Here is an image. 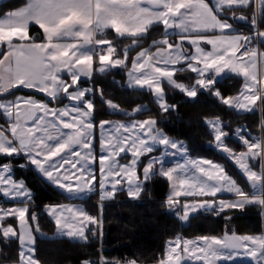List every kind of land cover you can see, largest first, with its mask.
Listing matches in <instances>:
<instances>
[{
  "label": "snow or ice",
  "instance_id": "obj_1",
  "mask_svg": "<svg viewBox=\"0 0 264 264\" xmlns=\"http://www.w3.org/2000/svg\"><path fill=\"white\" fill-rule=\"evenodd\" d=\"M238 9L252 11L237 15ZM234 21L249 25L251 31L242 32ZM33 25L42 30L46 42L30 37ZM155 26L162 27V37L141 47ZM0 28L16 30L10 38L0 39V116L8 122L6 127L0 125V197L13 202L11 207L0 206V254L4 257L0 264L10 259L3 248L10 249L13 241L18 264H41L36 258V240L44 233L32 208L36 193L26 179L15 178L17 169H31L69 199L98 194L96 215L79 204L43 206L44 214L56 225L57 237L84 242L90 236L102 238L104 202L120 192L133 201L143 195L152 199L148 185L156 177L166 179L170 186L163 207L182 222L200 210L230 221L232 216L227 213L243 212L250 206L258 207L264 217V134L249 138L246 126L237 128L234 134L244 148L237 152L226 143L229 125L219 118L206 121L215 139L210 147L239 167L252 189L247 191L224 165L191 157L187 145L168 137L156 118L96 123L93 97L97 95L111 112L126 117L133 113L105 99L103 88L92 84L97 74L122 70L127 75L122 86L152 92L161 113L176 108L166 99L165 82L193 101L206 92L229 109L264 113V0H28L25 6L6 11ZM109 29L131 44L118 47L104 35ZM173 33L175 40L170 39ZM225 71L243 79L237 96H224L216 87ZM184 72L195 73L196 79L190 84L180 82L177 74ZM82 78L89 86H81ZM21 90L46 99L16 95ZM62 99L67 100L63 106H50ZM145 110L138 106L133 111ZM157 146H163V151L153 155ZM167 156H179L182 162L166 167ZM124 157L130 159L121 162ZM14 159L23 163L14 165ZM257 160L260 171L251 163ZM225 193L234 198H218ZM9 220L16 224L6 223ZM240 256L264 264V232L232 231L222 237L197 239L177 236L167 242L166 258L158 264H182L184 259L218 264ZM82 264L120 262L101 257Z\"/></svg>",
  "mask_w": 264,
  "mask_h": 264
},
{
  "label": "trees",
  "instance_id": "obj_2",
  "mask_svg": "<svg viewBox=\"0 0 264 264\" xmlns=\"http://www.w3.org/2000/svg\"><path fill=\"white\" fill-rule=\"evenodd\" d=\"M26 0H6L0 3V16L8 10L22 6ZM251 9H238L239 14H250ZM235 26H243L251 31L249 25L243 22L234 21ZM30 33L35 39L42 38V32L38 26H31ZM163 29L160 26L153 27L148 36L142 42L141 47L148 46L153 39L162 37ZM107 38L113 39L118 47H123L131 43L130 39L117 38L108 31ZM173 40L176 36H171ZM139 48L130 52V56ZM126 72L122 70H113L107 75L97 74L92 82L93 86H98L104 90V98L108 101L117 103L121 108L132 110L137 105H145V111L137 113L134 117L156 118L158 127L162 129L169 137L176 140L185 141L189 154L193 158L211 159L225 164L227 171L237 180V182L247 191H252L249 182L237 166L222 153L210 145L215 144L214 134L206 121L213 118H219L226 122L229 127L225 129L229 133V139L226 141L229 147L234 151L244 150L243 145L237 138L232 137V133L237 125H244L251 133L253 138L264 134V113L257 111L255 113L238 112L235 109H229L221 104L213 95L201 93L193 101L178 90L172 88L167 83L163 87L166 92V99L170 104L176 105L174 111L161 113L159 105L156 102L152 92L146 89H129L122 85L125 84ZM177 79L187 84L192 83L196 76L191 72L178 73ZM217 89L224 96H235L242 88V79L234 75H226L217 78ZM232 79V82H228ZM118 83H113V81ZM82 85H88V82L82 79ZM24 95H33L39 99L46 97L26 90L16 93ZM12 97H9V99ZM96 105L95 122L116 118H130L121 113L111 112L99 95L93 97ZM66 100H61L51 105H61ZM0 125L7 126L8 122L3 116H0ZM3 159V158H0ZM12 163H23L22 160H13ZM254 170L260 171V162L252 161ZM15 178H24L28 181L31 190L36 193V199L32 208L40 212L42 206L51 202H58L65 196L62 192L40 180L31 169H25L15 172ZM152 199L143 195L139 200L133 201L127 197L125 192H120L114 200L105 201L103 206L104 216V234L99 241L96 238L89 237L87 242L70 239L69 237H53L55 223L44 212L39 213L40 231L44 236L37 235L36 257L41 264H82L84 260H93L102 254L107 259L120 257L127 253L130 259H135L140 264L158 263L164 259L166 246L169 239L177 236L187 238L200 237L204 235L222 236L227 230V221L224 215L219 217L210 212L198 211L190 215L189 221L185 224L178 219L174 212L163 207V202L169 193V182L160 177L148 185ZM98 194L92 196L94 199ZM0 203L5 205L9 201H3L0 197ZM87 210L96 215L97 205L94 202H86ZM231 215V231L237 234H261L264 231V217L258 207L250 206L245 211H233L227 213ZM14 222L13 220H10ZM54 238V239H51ZM0 247L3 244L0 243ZM8 253L10 259L5 264L18 262V249L16 242L13 241L11 248H3ZM3 254H0V260H3ZM202 264V263H189ZM218 264H255L252 262H220Z\"/></svg>",
  "mask_w": 264,
  "mask_h": 264
},
{
  "label": "crops",
  "instance_id": "obj_3",
  "mask_svg": "<svg viewBox=\"0 0 264 264\" xmlns=\"http://www.w3.org/2000/svg\"><path fill=\"white\" fill-rule=\"evenodd\" d=\"M4 1H6V0H0V3H2V2H4ZM27 2H28V0H26V2L22 5V6H25L26 4H27ZM22 6H20V7H22ZM19 7H17V8H15V9H18ZM15 9H12V10H15ZM2 16H3V14L0 16V18H2ZM41 30V29H40ZM107 31H110L111 33H113L114 35H115V33H114V30H111V29H109V30H107ZM41 32H42V30H41ZM16 34V30L15 29H13V30H10V31H6V30H4V29H2V28H0V39H6V38H10L12 35H15ZM29 35H30V37H34V35H32L31 33H30V31H29ZM116 36V35H115ZM171 36H175V34L173 33ZM171 36H170V39H172L171 38ZM104 37H97V39H103ZM161 38V37H160ZM35 41L36 42H46V38H45V36H44V34L42 33V38L41 39H35ZM131 44V43H130ZM130 44H127V45H130ZM149 46V45H148ZM148 46H146V47H148ZM185 47H188L187 45H185ZM205 47H207V46H205ZM209 47V46H208ZM140 50V49H139ZM138 50V51H139ZM191 50V49H190ZM2 52H3V49L2 48H0V58H2ZM137 52V51H136ZM135 54V52L133 53V55ZM126 74V73H125ZM195 74V73H194ZM229 74H231V75H234V76H236L234 73H231V72H226V73H223L220 77H218V78H222V77H224V76H226V75H229ZM241 79H242V77H240ZM64 79L65 80H68L69 79V77L67 76V75H65L64 76ZM83 79V78H82ZM126 80H127V75H126V78H125ZM126 80H125V83H126ZM180 81V80H179ZM242 81H243V79H242ZM180 82H183V83H185L184 81H180ZM166 83V82H165ZM187 84V83H186ZM82 87L83 86H89V85H81ZM242 88H243V83H242ZM242 88H241V90H242ZM240 90V91H241ZM239 94V93H238ZM237 94V95H238ZM154 95V94H153ZM237 95H235V96H237ZM23 96H24V94H23ZM26 96H33V95H26ZM154 98H155V96H154ZM37 99H39V98H37ZM40 100H44V99H40ZM156 100V99H155ZM110 102H112V101H110ZM157 102V101H156ZM65 103H67V100L63 103V104H65ZM63 104H61V105H51L50 104V106H63ZM117 104V103H116ZM138 106H144V108H145V105H143V104H141V105H137V106H135L132 110H127V109H125L126 111H128V112H131V113H133V115H131L132 117H130V118H116V119H112V120H120V121H128V120H132V119H137V120H144L143 118H139V117H134V115L135 114H137V113H134V109L136 108V107H138ZM236 110V109H235ZM236 111H238V112H241V111H239V110H236ZM213 119H215V118H213ZM112 120H105V121H112ZM214 134V133H213ZM98 144H99V132H98V129H97V131H96V140H95V146H96V155L98 156ZM157 148H159V146H157L155 149H157ZM156 151H159V149L158 150H156ZM155 150H154V152H156ZM237 152H239V151H237ZM200 159H204V158H200ZM177 160H180L181 162H182V159H181V157H179V156H176V157H173V158H170V159H168L167 161H166V167H170V166H173L174 165V163L177 161ZM214 161V160H213ZM214 162H216V163H220V164H222V165H224V167H225V164L224 163H222V162H220V161H214ZM233 162V161H232ZM234 163V162H233ZM238 168V167H237ZM225 169H226V167H225ZM226 171H227V169H226ZM228 172V171H227ZM229 173V172H228ZM97 174H98V164H97ZM230 174V173H229ZM231 175V174H230ZM232 176V175H231ZM233 177V176H232ZM234 178V177H233ZM235 179V178H234ZM61 191V190H60ZM170 191V190H169ZM93 195H95V194H91L88 198H85V199H69V198H65L63 201H58V202H51V203H47V204H44L43 206H46V205H48V204H53V203H61V202H63V203H70V204H79L81 207H83L86 211H88L87 210V208H86V202H89L90 200H92L91 198H92V196ZM3 198V197H2ZM218 198H220V199H233L234 197L231 195V194H220L219 196H218ZM16 204L18 203V201L17 202H15ZM13 205V203L12 204H9V205H7L6 207H11ZM42 206V212H44V207ZM200 211H203V210H200ZM264 232V231H263ZM257 235H259V234H257ZM52 236L54 237H57L56 236V230L54 231V233L52 234ZM223 236V235H222ZM222 236H218V237H222ZM59 237H61V236H59ZM66 237V236H65ZM70 239H72V238H70ZM73 240H75V239H73ZM37 258V257H36ZM243 262H245V261H243ZM252 263H254V262H252ZM11 264H18V262H15V263H11ZM203 264V263H202Z\"/></svg>",
  "mask_w": 264,
  "mask_h": 264
},
{
  "label": "rangeland",
  "instance_id": "obj_4",
  "mask_svg": "<svg viewBox=\"0 0 264 264\" xmlns=\"http://www.w3.org/2000/svg\"><path fill=\"white\" fill-rule=\"evenodd\" d=\"M208 47V46H207ZM227 71H225V73H226ZM17 95H23V94H17ZM24 96H26V95H24ZM35 98H37L36 96H34ZM11 99V98H10ZM115 119V118H114ZM108 120H112V119H108ZM137 120V119H136ZM210 120V119H209ZM105 121V120H104ZM112 121H118V122H126V121H120V120H112ZM238 126V125H237ZM242 127H244V125H242ZM162 130V129H161ZM163 131V130H162ZM99 132V131H98ZM164 132V131H163ZM165 133V132H164ZM166 134V133H165ZM167 135V134H166ZM168 136V135H167ZM169 137V136H168ZM170 138H172V137H170ZM174 139V138H173ZM176 140V139H175ZM177 141H182V140H177ZM184 143H185V141H183ZM186 144V143H185ZM159 149V151H156V150H158ZM155 151L156 152H154L153 153V155H160L161 154V152L163 151V146H159V148H157V149H155ZM169 151H171V150H169ZM98 155H99V144H98ZM170 158H173L172 156H167L166 158H165V166H166V161L168 160V159H170ZM128 159H130V157H124V159L121 161V162H125L126 160H128ZM145 163H146V158H145V161H144ZM237 166V165H236ZM238 167V166H237ZM98 168H99V166H98ZM238 169H239V167H238ZM241 171V170H240ZM170 190V189H169ZM66 198V196L64 197V198H62L60 201H63L64 199ZM3 199V201H7V200H5L4 198H2ZM91 202H94V203H96V205H97V203H98V201H99V196L97 195L94 199H92V200H90ZM10 203L9 204H12L13 202L12 201H9ZM20 202H18L17 204H19ZM61 203H63V202H61ZM9 204H7V205H9ZM54 204H59V203H53V204H48V205H54ZM70 204V203H69ZM7 205H5V204H3V203H0V206H2V207H6ZM45 211V210H44ZM177 211H178V209H177ZM36 212L37 213H42V208H41V210H40V212L38 211V210H36ZM6 223H9V224H13V225H15L16 224V221H14V222H12V221H6ZM183 223H187V222H183ZM231 220L230 221H227V230H226V232H228L229 234L232 232L231 230ZM55 230H56V232H57V228L55 227ZM255 235H257V234H255ZM180 236V235H179ZM183 237V236H182ZM176 238V237H175ZM175 238H173V239H169V240H174ZM183 238H185V239H197V238H199V237H194V238H187V237H183ZM101 239L102 238H100V239H98L99 241H101ZM168 240V241H169ZM166 255H167V246H166V253H165V257L164 258H166ZM101 257H103V258H105L102 254H100L98 257H96V258H94L93 260H98V259H100ZM117 258H119V257H115V258H112V259H117ZM107 259V258H106ZM109 260V259H108ZM243 261H245V262H254V261H252L250 258H248V257H245V256H240V257H237L234 261H221V262H243ZM189 263H203L202 261H196V260H194V259H184L183 261H182V264H189ZM218 263H220V262H218ZM255 263V262H254ZM137 264H140V263H138L137 262ZM152 264H158V263H152Z\"/></svg>",
  "mask_w": 264,
  "mask_h": 264
},
{
  "label": "built area",
  "instance_id": "obj_5",
  "mask_svg": "<svg viewBox=\"0 0 264 264\" xmlns=\"http://www.w3.org/2000/svg\"><path fill=\"white\" fill-rule=\"evenodd\" d=\"M239 30H241L242 32H244V33H248V30H247V28H245V27H243V26H236ZM107 33H108V31L106 30V33L104 34V35H106L107 36ZM228 82L230 83V82H232V79H229L228 80ZM237 128H242V125H238V126H236L235 127V130L237 129ZM235 130L233 131V133H232V137H234V138H237L236 136H235ZM38 215H39V213H37ZM112 261H119L120 262V264H124V262L125 261H127V260H131L130 259V257H129V255L127 254V253H124L122 256H120L119 258H117V259H111Z\"/></svg>",
  "mask_w": 264,
  "mask_h": 264
}]
</instances>
